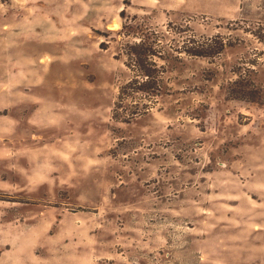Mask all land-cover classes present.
I'll return each mask as SVG.
<instances>
[{
  "label": "rangeland",
  "instance_id": "obj_1",
  "mask_svg": "<svg viewBox=\"0 0 264 264\" xmlns=\"http://www.w3.org/2000/svg\"><path fill=\"white\" fill-rule=\"evenodd\" d=\"M0 264H264V0H0Z\"/></svg>",
  "mask_w": 264,
  "mask_h": 264
},
{
  "label": "trees",
  "instance_id": "obj_2",
  "mask_svg": "<svg viewBox=\"0 0 264 264\" xmlns=\"http://www.w3.org/2000/svg\"><path fill=\"white\" fill-rule=\"evenodd\" d=\"M136 58V57H135ZM136 62H137V59H136ZM138 64V66H140V67H142V68H144V70H145V67H144V62L143 61H141L140 63H137ZM146 80H145V82L143 83L144 85H142L141 86V83L140 82H137V83H139L140 84V87H139V90H143V92L145 93V97H146V99L150 102V103H154V100H155V97H157L158 96V94H156V93H151L150 91H145V90H149V89H156V87H160V83H161V81L160 80H150V81H148L149 79H150V77H149V75H146ZM143 88V89H142ZM126 92H127V88L126 87H124L123 88V90H122V97L123 96H125V95H127L126 94ZM139 92V91H138ZM141 92V91H140ZM122 102H123V100H122ZM119 106L121 107V105L119 104ZM146 106V110H149L150 108H149V105H145ZM119 107V108H120ZM138 113H135L134 114V116L135 115H137Z\"/></svg>",
  "mask_w": 264,
  "mask_h": 264
}]
</instances>
